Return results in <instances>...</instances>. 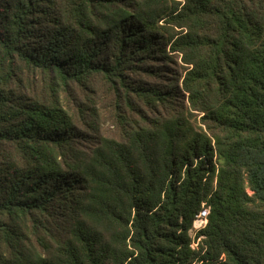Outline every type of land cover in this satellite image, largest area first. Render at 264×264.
<instances>
[{"label": "trees", "instance_id": "obj_1", "mask_svg": "<svg viewBox=\"0 0 264 264\" xmlns=\"http://www.w3.org/2000/svg\"><path fill=\"white\" fill-rule=\"evenodd\" d=\"M0 264H264V0H0Z\"/></svg>", "mask_w": 264, "mask_h": 264}, {"label": "rangeland", "instance_id": "obj_2", "mask_svg": "<svg viewBox=\"0 0 264 264\" xmlns=\"http://www.w3.org/2000/svg\"><path fill=\"white\" fill-rule=\"evenodd\" d=\"M178 61L180 62L179 58H178ZM166 68L167 69H164V71L160 72L161 73L160 76L148 79L149 84L154 83V82L159 84L162 81V78H166L168 77V75H172V76L175 75L173 72L177 69L176 65L174 66V65L167 64ZM91 94H92V99L97 100L98 107L100 109L101 116L98 119L99 135L117 136V133L119 131V125L115 123V118L113 114H111V109H110V101H111L112 95L107 92L105 85L103 83L101 84V82H98L95 85V90L92 91ZM71 106H73V104ZM191 119L193 123L201 124L200 115L193 114ZM80 127L81 129L85 130L86 140H85L84 145H86V147L88 148L89 146L94 144V141L97 139L98 133L97 131H92L87 128L85 129L82 125Z\"/></svg>", "mask_w": 264, "mask_h": 264}, {"label": "built area", "instance_id": "obj_3", "mask_svg": "<svg viewBox=\"0 0 264 264\" xmlns=\"http://www.w3.org/2000/svg\"><path fill=\"white\" fill-rule=\"evenodd\" d=\"M209 212V207L203 206L200 211L195 215L192 223V228L190 229V234L194 237L195 233L203 228L207 223V215ZM197 244L196 241L192 240V247Z\"/></svg>", "mask_w": 264, "mask_h": 264}]
</instances>
